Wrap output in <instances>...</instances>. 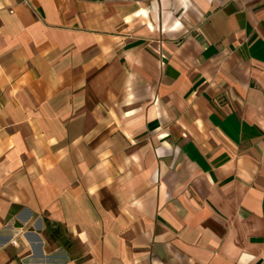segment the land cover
Here are the masks:
<instances>
[{"label":"crops","instance_id":"crops-1","mask_svg":"<svg viewBox=\"0 0 264 264\" xmlns=\"http://www.w3.org/2000/svg\"><path fill=\"white\" fill-rule=\"evenodd\" d=\"M0 264H264V0H0Z\"/></svg>","mask_w":264,"mask_h":264}]
</instances>
